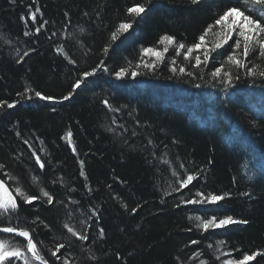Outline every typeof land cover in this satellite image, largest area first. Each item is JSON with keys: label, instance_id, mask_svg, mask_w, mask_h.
<instances>
[{"label": "trees", "instance_id": "16d2710c", "mask_svg": "<svg viewBox=\"0 0 264 264\" xmlns=\"http://www.w3.org/2000/svg\"><path fill=\"white\" fill-rule=\"evenodd\" d=\"M134 3L146 5L140 17L126 12ZM225 5L234 0H0V101L17 102L0 107V179L19 205L0 227L30 230L51 264H222L252 252L248 264H264V77L230 64L228 45L207 63L203 48L188 59L187 48L176 50L196 43ZM128 20L133 27L113 42ZM165 34L176 44L158 43ZM216 39L206 38L209 49ZM243 59L264 69L256 54ZM225 72L234 85L247 80L242 96L223 95ZM187 174L196 178L176 191ZM17 188L39 199L24 203ZM198 192L229 195L210 203ZM228 215L248 223L196 227ZM6 236L23 246V237Z\"/></svg>", "mask_w": 264, "mask_h": 264}, {"label": "snow or ice", "instance_id": "6c2138e0", "mask_svg": "<svg viewBox=\"0 0 264 264\" xmlns=\"http://www.w3.org/2000/svg\"><path fill=\"white\" fill-rule=\"evenodd\" d=\"M193 4H197L200 0H191ZM146 11V5L142 3H134V6L128 7L126 12L128 15L133 17H140ZM35 12H40L39 8L35 9ZM29 16L32 19H35V13L29 12ZM24 17L22 16L21 19ZM134 21H121L115 28V30L111 33V40L115 42L120 35L128 32L133 27ZM43 27V25H41ZM215 29V31H214ZM39 31V29H36ZM83 31V29H81ZM25 35H29V33L25 32ZM212 34L217 37V39L213 42V46L209 49L207 47L206 38ZM230 40H234V43L229 44ZM166 42L169 45L176 44L175 38L171 35H162L158 43ZM224 45H228L232 49V51L227 56V61L234 65L237 68H245L247 76H259L264 77V69H260L258 66L248 67L247 60L243 58H247L252 54L258 55L259 58L264 59V0H234V6L225 5L223 9L214 13L213 23L209 24L198 37V41L193 43L191 46H186L183 43H179L177 46V52L179 53L180 49L187 48L185 55V59H188L190 53L193 50L204 49V61L203 63L208 62V58L211 52L216 51L217 49H221ZM242 49V51H240ZM107 51V49H105ZM142 51H149L148 49H143ZM167 51V49H165ZM25 56L28 55L26 52ZM243 57V58H241ZM24 57H21L22 60ZM157 58L162 59L163 54L157 53ZM19 62V61H17ZM196 65L199 66L201 63L200 57H196ZM174 63V61H173ZM153 64H145V67L152 68ZM223 65H221V68ZM221 68H216L212 73L213 76H219L221 73ZM255 69V70H254ZM175 71V68L172 69ZM181 72L184 71L183 68L180 69ZM95 72V69H93ZM126 69L121 68L119 71L115 73V75L119 78L124 75ZM92 73L85 72L83 75L85 77L90 76ZM191 75V73H188ZM133 76L138 75V73L133 72ZM225 76V84L229 85L232 83V75L229 72L224 73ZM81 84V80H77L72 88L75 91ZM27 92L28 89H25ZM72 92H69L68 95L62 97V99L67 100L72 96ZM35 96L39 97L43 100H54L55 97L43 95L41 92L36 91ZM17 102L13 101L12 103H8L7 101H0V107L6 105L8 108H13ZM107 104V101L104 102ZM69 136L71 133L68 134ZM75 152V148H73ZM35 155V153L33 154ZM211 161H209L210 163ZM36 163L40 164V167L43 168L44 165L41 163L40 157H36ZM83 163V162H81ZM3 165H0L2 168ZM183 167V165H181ZM81 175H84V172L81 171ZM174 175H177L174 173ZM196 176L194 174L178 175L177 183L179 187L175 189L179 191L189 185ZM14 179V178H13ZM35 182L37 177L32 178ZM16 193L23 200L24 203L31 204L33 201L38 200L39 197L35 195L26 194L20 188H17ZM43 196L47 197L48 203H53V197L43 189H40ZM198 196L201 197V200L204 202L216 203L219 201H223L228 193H224L223 195H217L214 193H208L207 196H204L203 193H197ZM247 195V194H245ZM198 200H187L182 201V203H200ZM19 205L17 203L16 196H13L12 192L9 191L6 181L0 179V216L7 215L10 212H15L18 209ZM132 212H136V208L132 209ZM197 220H200V217H196ZM248 221L246 220H237L234 219L233 216H224L222 218H218L216 216L211 217L210 219L202 220L201 223L197 224V228H201L203 230H208L210 228H224L228 225L234 224H246ZM64 227L68 230V232L72 233L74 236H78V239L84 241L88 239V237L84 234L77 233L72 227L68 224H65ZM0 232L14 234L19 237H23L26 240V243L23 246H11L9 245L7 240L0 239V264H15L17 260H22L23 264H32V261H39L40 264H49L48 260L41 254V251L34 241L33 236L28 229L18 228L13 226L0 227ZM101 235H103V230L101 229ZM192 244L198 243L197 241H191ZM217 243L222 244L223 241H218ZM211 247V245H209ZM64 245L59 244L56 247V251H53L51 255L53 257H57V252H59ZM26 253H30L29 257ZM259 255L258 252H252L251 254L244 253L242 258L240 259H225L222 264H248V262L253 261ZM59 259V257H57ZM67 264V262H66ZM204 264V262H202Z\"/></svg>", "mask_w": 264, "mask_h": 264}, {"label": "bare ground", "instance_id": "6f19581e", "mask_svg": "<svg viewBox=\"0 0 264 264\" xmlns=\"http://www.w3.org/2000/svg\"><path fill=\"white\" fill-rule=\"evenodd\" d=\"M186 87V86H185ZM225 88H228L227 90V93H224L223 95L225 96H228V95H232L234 94V97H240L244 94V90H246V88H248V84H247V80H242V81H239V83L237 85H234V83L232 82L231 84L227 85V86H224ZM207 88L204 87H198L196 89H194V93H203ZM214 87L211 91H214ZM230 92V93H229ZM193 93V94H194ZM204 95V94H203ZM190 99V98H189ZM206 99V98H205ZM262 98L259 97V96H256V100L254 102H259ZM186 104V103H185ZM188 104V105H187ZM186 105L188 106V108H190V106L192 105H189V103H187ZM183 108H186V107H183ZM0 233H3V232H0ZM4 234H7V235H14V234H9V233H4ZM26 243V240L24 239V243L23 245ZM29 255V254H28ZM30 256V255H29Z\"/></svg>", "mask_w": 264, "mask_h": 264}, {"label": "rangeland", "instance_id": "374dc122", "mask_svg": "<svg viewBox=\"0 0 264 264\" xmlns=\"http://www.w3.org/2000/svg\"><path fill=\"white\" fill-rule=\"evenodd\" d=\"M157 53H158L157 51H150V54H151L152 56H154V57L157 56ZM9 191H10V190H9ZM1 234H2V235H1ZM3 234H4V233H0V239H4V240H7V241H8V238H7V236H6L7 234H4V235H3ZM8 243H9V241H8ZM13 244H15V243H13ZM9 245H10V244H9ZM26 254L28 255V253H26ZM28 256H29V255H28ZM29 257H30V256H29ZM225 259H229V258H225V257H224L223 260H222V262H223ZM32 263L40 264V263H38V262H36V261H32ZM50 264H51V263H50Z\"/></svg>", "mask_w": 264, "mask_h": 264}, {"label": "water", "instance_id": "95a60500", "mask_svg": "<svg viewBox=\"0 0 264 264\" xmlns=\"http://www.w3.org/2000/svg\"><path fill=\"white\" fill-rule=\"evenodd\" d=\"M30 256H31V254L30 253H28ZM36 262H38V263H40L39 261H36ZM50 264V263H49Z\"/></svg>", "mask_w": 264, "mask_h": 264}]
</instances>
